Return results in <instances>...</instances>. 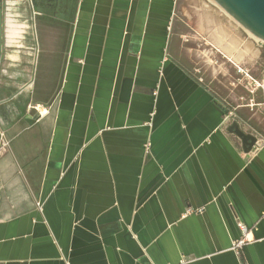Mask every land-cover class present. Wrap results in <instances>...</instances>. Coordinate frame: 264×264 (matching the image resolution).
Listing matches in <instances>:
<instances>
[{
    "label": "crops",
    "instance_id": "crops-1",
    "mask_svg": "<svg viewBox=\"0 0 264 264\" xmlns=\"http://www.w3.org/2000/svg\"><path fill=\"white\" fill-rule=\"evenodd\" d=\"M199 2L6 14L0 264H264V111L236 72L260 53Z\"/></svg>",
    "mask_w": 264,
    "mask_h": 264
},
{
    "label": "water",
    "instance_id": "water-1",
    "mask_svg": "<svg viewBox=\"0 0 264 264\" xmlns=\"http://www.w3.org/2000/svg\"><path fill=\"white\" fill-rule=\"evenodd\" d=\"M227 16L233 19L251 37L264 43V0H212ZM31 14H34L32 9ZM4 17L3 5L0 4V64L4 49ZM250 43V42H249ZM227 131L241 141L244 153H249L256 145L254 135L244 132L235 122Z\"/></svg>",
    "mask_w": 264,
    "mask_h": 264
},
{
    "label": "rangeland",
    "instance_id": "rangeland-1",
    "mask_svg": "<svg viewBox=\"0 0 264 264\" xmlns=\"http://www.w3.org/2000/svg\"><path fill=\"white\" fill-rule=\"evenodd\" d=\"M4 1V7H5V20L7 19L6 14H19V12L21 11H25L24 14H29V10L27 8V4L26 2H22L21 4H14L12 6L8 5L7 0H3ZM202 1L203 3L206 2L207 7H210L214 13H216L220 19V22H222L226 27L232 29V30H236V32H238L239 36L241 37H245L246 39H251L249 40L250 42L253 43V48H255L256 50H259V59L257 60V63H255L254 65L248 68H250L252 74L256 77H259L260 75V71L261 69L264 67V46H260L261 43L257 42V40H255L253 37H251L242 27H240L233 19H231L229 16H227L226 14L224 15L222 13V10L211 0H200L199 2V7L202 6ZM231 42V43H230ZM237 42L236 37H231L229 39L228 44H235ZM222 43V41H219V44ZM249 43V42H248ZM236 45V44H235Z\"/></svg>",
    "mask_w": 264,
    "mask_h": 264
},
{
    "label": "built area",
    "instance_id": "built-area-1",
    "mask_svg": "<svg viewBox=\"0 0 264 264\" xmlns=\"http://www.w3.org/2000/svg\"><path fill=\"white\" fill-rule=\"evenodd\" d=\"M259 42V41H257ZM261 43L260 46H264V43ZM237 74L241 75L246 80V90L250 95H259L260 101L256 104L261 107L264 111V67L260 71L259 77H254L250 68L247 67H236ZM256 138V145L258 144V137L254 135ZM255 145V147H256ZM238 227L241 230V238L233 244L232 249L237 253L242 249V247L248 242L247 239V229L240 223H238Z\"/></svg>",
    "mask_w": 264,
    "mask_h": 264
},
{
    "label": "bare ground",
    "instance_id": "bare-ground-1",
    "mask_svg": "<svg viewBox=\"0 0 264 264\" xmlns=\"http://www.w3.org/2000/svg\"><path fill=\"white\" fill-rule=\"evenodd\" d=\"M20 0H10V2L12 3H16V2H19ZM212 1V0H211ZM222 13L225 15V12L222 11ZM8 20H7V23H8V26H9V35L10 36H19L20 34V31H19V27L21 28V26H19L18 24H15L12 20H10L11 18L9 17V15L6 17ZM8 39V38H7ZM255 40H257L256 38H254ZM258 41V40H257ZM231 43V42H230ZM228 44V45H225L224 48H223V52L225 53V55L227 54L229 57H232L236 60V56L234 55V51H235V48H236V45L235 44ZM242 45V44H241ZM252 44L251 43H246L245 44V53L246 52H249V50L252 49ZM252 51V50H251ZM250 53V52H249ZM243 55V54H242ZM241 56V55H240ZM242 57V56H241ZM233 60V59H232ZM234 61V60H233ZM235 63V62H234ZM237 64V63H236Z\"/></svg>",
    "mask_w": 264,
    "mask_h": 264
},
{
    "label": "flooded vegetation",
    "instance_id": "flooded-vegetation-1",
    "mask_svg": "<svg viewBox=\"0 0 264 264\" xmlns=\"http://www.w3.org/2000/svg\"><path fill=\"white\" fill-rule=\"evenodd\" d=\"M22 2H26V4H27V8H28V10H29V14H31V11H32V9H33V11H34V9H35V1L36 0H21ZM0 4H2L3 5V8H5L4 7V1L3 0H0ZM178 10H180V7H179V9Z\"/></svg>",
    "mask_w": 264,
    "mask_h": 264
}]
</instances>
